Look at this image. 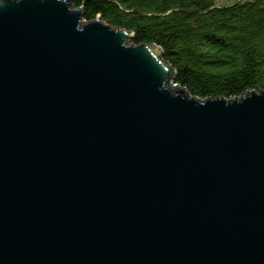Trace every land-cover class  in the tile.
Instances as JSON below:
<instances>
[{"label":"water","instance_id":"95a60500","mask_svg":"<svg viewBox=\"0 0 264 264\" xmlns=\"http://www.w3.org/2000/svg\"><path fill=\"white\" fill-rule=\"evenodd\" d=\"M84 16L0 2V264H264V91L193 96Z\"/></svg>","mask_w":264,"mask_h":264},{"label":"trees","instance_id":"16d2710c","mask_svg":"<svg viewBox=\"0 0 264 264\" xmlns=\"http://www.w3.org/2000/svg\"><path fill=\"white\" fill-rule=\"evenodd\" d=\"M86 21L133 32L134 45L157 44L174 83L201 99L264 91V0H72ZM1 2V0H0Z\"/></svg>","mask_w":264,"mask_h":264},{"label":"rangeland","instance_id":"374dc122","mask_svg":"<svg viewBox=\"0 0 264 264\" xmlns=\"http://www.w3.org/2000/svg\"><path fill=\"white\" fill-rule=\"evenodd\" d=\"M231 1H235V0H218V3L219 4H224V3H227V2H231Z\"/></svg>","mask_w":264,"mask_h":264}]
</instances>
